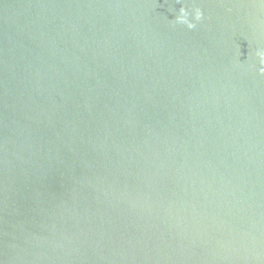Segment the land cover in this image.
Returning a JSON list of instances; mask_svg holds the SVG:
<instances>
[{"label":"water","instance_id":"water-1","mask_svg":"<svg viewBox=\"0 0 264 264\" xmlns=\"http://www.w3.org/2000/svg\"><path fill=\"white\" fill-rule=\"evenodd\" d=\"M258 49L264 0H0V264H264Z\"/></svg>","mask_w":264,"mask_h":264},{"label":"clouds","instance_id":"clouds-1","mask_svg":"<svg viewBox=\"0 0 264 264\" xmlns=\"http://www.w3.org/2000/svg\"><path fill=\"white\" fill-rule=\"evenodd\" d=\"M179 15H177L176 20L179 22H183L189 29L195 27L194 23L187 18L188 14L185 11V8L179 9ZM193 17L195 20H200L202 17V12L200 8H196L193 11ZM255 55L259 58V62L261 65H264V49H258ZM264 71V68L261 69Z\"/></svg>","mask_w":264,"mask_h":264}]
</instances>
